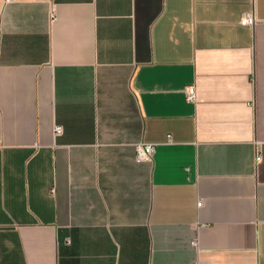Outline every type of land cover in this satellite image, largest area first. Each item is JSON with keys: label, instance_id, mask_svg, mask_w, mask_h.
<instances>
[{"label": "crops", "instance_id": "1", "mask_svg": "<svg viewBox=\"0 0 264 264\" xmlns=\"http://www.w3.org/2000/svg\"><path fill=\"white\" fill-rule=\"evenodd\" d=\"M0 264H264V0H0Z\"/></svg>", "mask_w": 264, "mask_h": 264}, {"label": "built area", "instance_id": "2", "mask_svg": "<svg viewBox=\"0 0 264 264\" xmlns=\"http://www.w3.org/2000/svg\"><path fill=\"white\" fill-rule=\"evenodd\" d=\"M256 21H257V17L255 16L253 9L246 11L241 18V23L244 25H254ZM185 93H186L188 100H191V101L196 100V90H195L194 85H187L185 87ZM62 131H63V128L61 125L55 126L56 134H61ZM136 150H137L136 152L137 161L151 160L155 152V145L152 143H140L137 145ZM260 158L261 156L260 154H258L257 159H260ZM197 204L200 206L202 204V200H199ZM193 244H197V242L194 241Z\"/></svg>", "mask_w": 264, "mask_h": 264}]
</instances>
